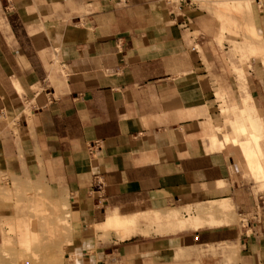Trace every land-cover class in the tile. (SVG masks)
<instances>
[{
  "label": "crops",
  "instance_id": "1",
  "mask_svg": "<svg viewBox=\"0 0 264 264\" xmlns=\"http://www.w3.org/2000/svg\"><path fill=\"white\" fill-rule=\"evenodd\" d=\"M175 2L0 0V179L67 205L71 264H192L225 238L217 210L254 208L239 202V155L206 138L211 16ZM111 218L173 231L104 250Z\"/></svg>",
  "mask_w": 264,
  "mask_h": 264
},
{
  "label": "rangeland",
  "instance_id": "2",
  "mask_svg": "<svg viewBox=\"0 0 264 264\" xmlns=\"http://www.w3.org/2000/svg\"><path fill=\"white\" fill-rule=\"evenodd\" d=\"M180 2L211 16L209 21L215 31L206 41V74L208 90L213 97L206 138L209 142L214 135L216 140H222L225 148L239 155L236 184L243 189L239 202L245 206L254 197V208L249 212L238 211L227 202L225 212H215L222 224L214 230L223 231L225 238L222 242L193 248L192 264H264L261 240L264 229V123L256 112L257 98L264 94V38L260 34L264 27V0ZM175 4L178 5L179 0ZM253 88L256 92L251 97ZM250 135L258 139L254 144L256 155L248 161L236 144H232L231 138L241 142ZM7 182L6 178L0 179V264H71L72 252L79 244V230L71 224L67 205L17 182L8 188ZM211 204L203 206L207 209ZM196 213V210H187L186 214ZM207 215L205 213L203 218ZM116 219L117 223L97 228L96 241L104 250L139 233L173 231V226L164 224L161 218H141V225L146 224L144 231L139 221L127 223ZM89 244L80 243L93 246V242Z\"/></svg>",
  "mask_w": 264,
  "mask_h": 264
},
{
  "label": "bare ground",
  "instance_id": "3",
  "mask_svg": "<svg viewBox=\"0 0 264 264\" xmlns=\"http://www.w3.org/2000/svg\"><path fill=\"white\" fill-rule=\"evenodd\" d=\"M230 135L232 136V132L230 133ZM257 139L258 138L255 135H250L249 138L246 141L237 142L234 139V137L231 138V141H232V144L233 143L236 144V146L238 147V149L242 153H244V155L248 158V161H250L251 158L255 157V155H256V152L254 150V144H255V142H256ZM225 141L227 142V139H225ZM256 158L258 159L257 156H256ZM255 164H257V163H255ZM117 222H118V220L116 218H111V219H108L106 221L105 225H110V224H114V223H117Z\"/></svg>",
  "mask_w": 264,
  "mask_h": 264
},
{
  "label": "built area",
  "instance_id": "4",
  "mask_svg": "<svg viewBox=\"0 0 264 264\" xmlns=\"http://www.w3.org/2000/svg\"><path fill=\"white\" fill-rule=\"evenodd\" d=\"M180 1H183V0H179V2H180Z\"/></svg>",
  "mask_w": 264,
  "mask_h": 264
}]
</instances>
